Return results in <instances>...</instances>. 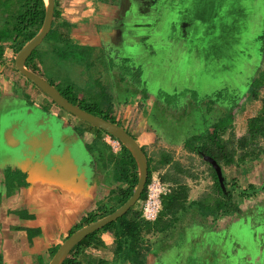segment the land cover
<instances>
[{
  "label": "crops",
  "instance_id": "crops-1",
  "mask_svg": "<svg viewBox=\"0 0 264 264\" xmlns=\"http://www.w3.org/2000/svg\"><path fill=\"white\" fill-rule=\"evenodd\" d=\"M170 1L178 3L179 14L183 16L182 25L173 24L174 31L178 32L182 26V34H184L182 42L187 43L193 38L192 33L195 27L193 21L198 23L208 20L206 10L203 12L204 9L201 8V5L196 14L198 18L189 19L186 16L189 10L184 9L188 0H55V6L62 12V22L70 24L72 44L85 50L102 47L105 49V45L109 47V55L112 47H115L114 52H122L123 59L127 55L132 56L133 51L126 46V41L123 38L126 26L122 27L120 20L129 19V26L126 29L129 31L131 41H141L147 46V41L154 38L151 33L152 28L157 23H164L166 19L164 8ZM206 1L200 0V3ZM132 5L136 7L134 14H132ZM133 28L138 31L144 28L145 34L132 32ZM160 36L161 34H158L156 38L159 39ZM45 42L44 40L42 44ZM120 45H123V50ZM39 47L37 49H40ZM153 51L147 55L143 62L149 60L151 55L156 52L158 54L161 52V50ZM13 52L14 50H8L4 63L0 65V118L6 113L23 107H35L56 115L64 122L65 126L71 128L72 131L68 132L67 137L69 139L81 138L92 155L90 162L85 161V164L79 159H71L69 163L63 165L59 159H55L53 161L56 165H52L46 159L43 164L47 170L45 174L49 181L40 179L31 183L29 175L24 173L21 168L25 167L28 168L27 170L36 171L37 162L32 165L31 161L38 157V153L47 152L50 143H39L40 141L36 142L35 139L29 141L28 147H25L27 154L24 156L15 153L14 149L0 147V264H50L61 245L71 235L87 226L85 219L90 214L99 213V207L108 204L111 195L125 187V184L117 181L114 162H111L110 159L97 158L95 127L64 111L41 89L28 81L18 71L16 67L18 53L13 55ZM9 55H13V59H8ZM154 78L155 83L157 77L154 76ZM133 84L128 83V86ZM139 90L142 92L141 87ZM159 91L157 94L153 92V95H149L150 98L140 97L138 100L139 102L141 99L149 102L156 97L159 99ZM77 95L80 100H84L80 94L77 93ZM128 99L124 98L117 104H111L118 115V120L124 123L125 129L136 135L137 142L150 157L152 151H157L158 137L154 130L148 128L149 125L140 131L129 128V123L126 124V118L122 119V114H126V111L130 114L133 112L131 107L135 108V100H131L129 103L131 106L125 110L124 106ZM162 105L165 106L163 102ZM110 140L108 135L103 136V142L109 146H111ZM10 144L18 145L13 142ZM182 150L190 159L174 160L180 162L185 169L191 172L189 176L181 175L185 185L190 189L189 201L185 208L176 211L171 216L174 220L173 226L149 235L147 237L149 251L140 253L134 259L128 258V260H126L127 250H118L114 232H105L101 235L100 241L94 240L93 245L85 250L81 256L82 261L87 264H97L101 260L108 264H188V260L197 257L201 264H218L219 256L223 254L222 258L226 259L221 264H239V252L237 251L242 248L238 244L242 243L243 239L234 236L233 233L240 227L238 223L242 220L234 219L237 215H225L221 216L212 228L204 227L203 224L198 225V221L193 219L195 214H192L194 211L192 205H195L196 194L210 190L213 193L212 196H216L210 169L212 166L209 163L206 164L208 167L196 166L195 163L199 159H191V157L195 158L197 155L190 153L185 149V146ZM165 151L172 153L168 150ZM172 154L176 158L177 153ZM60 163L61 170H56ZM192 165L194 166L192 167ZM120 171L123 169L120 168ZM157 172L162 175L176 174L170 166ZM213 204L210 203V206ZM213 220L212 217H207L208 222L212 223ZM180 234H183V239L179 238ZM211 234L218 238L216 240L218 245L213 250L206 249L203 243L204 237L206 235L210 237ZM228 244L238 246L239 249L236 251V248L233 249L231 246L228 251ZM203 255H206V259H203ZM240 257L243 258V255L241 254ZM233 258H236V262ZM209 261L210 263H208Z\"/></svg>",
  "mask_w": 264,
  "mask_h": 264
},
{
  "label": "rangeland",
  "instance_id": "rangeland-1",
  "mask_svg": "<svg viewBox=\"0 0 264 264\" xmlns=\"http://www.w3.org/2000/svg\"><path fill=\"white\" fill-rule=\"evenodd\" d=\"M186 3L184 9L189 10L186 14L189 19L198 17L196 14L200 5L208 15V20L199 22L200 27L194 30L193 38L187 43L182 42V26L178 32L174 31L173 24L182 25L183 16L179 14L178 3L170 1L164 8V23H157L152 28L154 38L147 41V46L141 41H131L129 32H124L123 38L126 46L133 51L132 56L127 55L120 62V58H110L109 47L105 45V49L85 50L68 43L57 49L54 43L46 41L38 49L41 72L46 80L55 83L61 90L69 91L71 86L84 98L85 105L98 104L101 110H104V103L117 104L119 100L129 98L124 106L126 110L134 99L133 112H122V119L126 118L129 128L137 131L149 125L148 128L154 130L158 137L157 151L176 152V159L182 161L190 159L182 148L193 143L206 130L213 133V126L227 117L229 109L235 117L234 133L240 138L246 133L248 120L260 114L263 107L262 100L252 102L244 94L257 77L258 67L264 59L259 39L264 32V0H207L204 3L188 0ZM131 30L145 34L144 28ZM158 34H161L159 39L156 38ZM116 41L119 42L118 39ZM112 49L117 55L115 47ZM153 50L161 52L143 62ZM154 76L157 77L153 85L157 87L154 93L157 94L161 88L159 98L164 97L167 105L172 104L168 110L164 108L168 106H163L155 96L149 102L142 99L139 102L140 97L150 98L147 86L154 83ZM128 83L134 84L128 86ZM206 95H210L209 101L205 99ZM210 100L215 101L214 105ZM192 157L199 159L196 166L208 167L200 157ZM217 157L229 183L228 188L232 189L235 181L245 190H249L251 184L250 196H256L252 201H241L239 206L246 213L234 218L242 220L233 233L243 239L238 244L242 250L237 251L238 246L228 244V251L231 246L236 248L239 264H264V154L258 160L245 159V163L230 167ZM211 192L197 193L195 205H192V214L196 215L193 219L207 228L212 224L207 221L206 215L213 214L210 205L205 207L202 203L215 201L216 197ZM256 203L259 209L249 215L248 209ZM183 237V234L179 235L180 239ZM210 237L206 235L203 243L206 249L213 250L218 245V238L212 234ZM222 257L224 255L220 254L218 264L225 261L226 258ZM233 260L236 262V258ZM187 263L201 264V261L195 257Z\"/></svg>",
  "mask_w": 264,
  "mask_h": 264
},
{
  "label": "trees",
  "instance_id": "trees-1",
  "mask_svg": "<svg viewBox=\"0 0 264 264\" xmlns=\"http://www.w3.org/2000/svg\"><path fill=\"white\" fill-rule=\"evenodd\" d=\"M61 13L60 9L56 8L52 31L45 39V41H49V44L54 43L55 48L57 49H62L61 46L63 44L71 43L69 30L70 24L68 22H62ZM45 17L46 4L44 0H0V65L4 63L5 54L8 50H14V53L16 54L19 53L24 44L28 43L39 34L43 28ZM259 39L262 43L261 52L264 57V32ZM38 52V49L33 52L27 61V67L44 78L38 60ZM50 83L57 87L62 95L74 105H77L93 115L102 117L105 120L124 128V123L118 120V115H116L117 113L112 104L104 103V110H101L98 104L85 105L84 100H80L78 98V95L74 91L73 87L70 86L69 91L61 90L55 83ZM227 91H230L229 88H227ZM263 91L264 59L260 67H258L257 77L250 85H248L247 93L244 94L247 100L252 102L262 100L263 102L260 114L248 120L245 135L240 138H237L235 135L234 115L232 114V110L229 109L227 117L213 126V133L206 130L199 137H196L193 143L185 145V149H187L190 153L199 156L202 161H204L203 156H210L219 161L217 157L219 156L223 164L227 167L243 164L245 163V159L258 160L261 155L264 154ZM205 97L204 98L209 101L210 95H206ZM159 99H162V102L166 104L164 97ZM210 101L212 102L211 105H214L215 101ZM235 103L236 99L233 104ZM167 106L168 107H164L166 110H168L167 108H170L172 104ZM128 132L136 139V135L132 134L129 130ZM95 134H97L95 143V154L97 158L110 159L111 162L115 163L116 179L118 182L125 184V187L114 192L108 200V204L101 206L99 213L90 214L85 219L86 225L94 223L121 208L133 196L139 183L137 164L131 152L122 145L121 153L119 155H115L111 146L103 142L104 135H111L96 127ZM227 136H229L228 139L226 138ZM111 137L116 140L113 136ZM145 154L149 163V179L138 204L116 222L107 225L103 229L84 239L75 247L70 257L64 264H87L82 261V254L87 248L93 245L94 240L100 241L101 235L108 231L114 232L118 250H127L128 256L126 260H128V258L134 259L140 253L149 251V247L147 245V237L149 235L173 226L174 220L171 216L176 211L185 208V205L189 201L190 189L187 185H185L183 176L181 175L189 176L191 172L190 170L185 169L180 162L174 160L176 159L174 154L168 153L165 150H154L152 151L150 157L146 152ZM204 163L208 164V162L205 161ZM167 166H170L171 169L175 170L176 174L172 175L171 173H168L167 175H162L157 172L165 169ZM120 168L123 169V171H120ZM210 169L214 180L213 187L216 199L213 202L214 204L210 207V203L208 201H203L202 204L205 205V207H209L210 211H212V216L210 214L206 216L214 219L211 223V226L213 227L221 216H241L244 209L239 206L240 202H246L248 200L252 201L256 198V196L254 194L250 196L249 193V190L252 189L253 185L250 184L249 190H245L244 188H241L236 181L233 183L232 189L228 188L229 183L226 181V190L224 191L215 170L213 167H210ZM155 173H159L162 182L172 186V191L169 195L163 197V210L157 221L149 222L143 217L142 207L148 195L147 186L150 182L151 176ZM168 182H171L172 184ZM256 209H259L257 203L253 205V207L251 206L247 213L251 215V213H254L253 211ZM202 212L206 213L205 211ZM97 264L108 263L101 260Z\"/></svg>",
  "mask_w": 264,
  "mask_h": 264
},
{
  "label": "water",
  "instance_id": "water-1",
  "mask_svg": "<svg viewBox=\"0 0 264 264\" xmlns=\"http://www.w3.org/2000/svg\"><path fill=\"white\" fill-rule=\"evenodd\" d=\"M46 4V17L43 28L39 34L23 46L21 51L16 56V67L18 71L32 84L41 89L52 101L72 116L101 129L114 138H116L123 146H125L134 157L137 168L139 183L129 201L114 213L91 223L76 233L71 235L58 249L50 264H64L70 257L71 252L84 239L88 238L93 233L103 229L107 225L116 222L118 219L126 215L137 203L140 201L148 179H149V163L143 148L139 145L137 140L123 127L105 120L102 117L93 115L77 105L71 103L65 96L62 95L57 87L53 86L49 81L39 74L30 70L26 63L33 52L44 42L46 37L50 34L53 28L55 17V0H44ZM71 129V128H70ZM69 127L65 126L64 122L56 115L49 114L46 111L32 107H23L18 110L4 114L0 118V147H7L14 149L15 153L20 156L27 154L25 147H28L29 141L39 143H50L47 152L38 153L32 162V165L37 162L36 171L27 170L25 167L21 168L24 173L30 177V182L34 183L36 180H48L45 174L47 170L44 168V160L49 164L56 165L53 160L59 159L65 165L72 159H79L80 162H90L92 155L88 152L83 140L81 138L67 137L68 132H71ZM9 134V135H8ZM18 144L13 146L10 143ZM85 157V158H84ZM203 159L208 162L215 170L218 180L223 188L225 186V176L223 169L218 161L210 156H203ZM43 161V162H42ZM86 161V162H85ZM28 162V159H26ZM25 162V163H26ZM56 170H61V163L57 165ZM49 171V170H48ZM38 176H37V175ZM37 176V177H36ZM245 212V211H244Z\"/></svg>",
  "mask_w": 264,
  "mask_h": 264
},
{
  "label": "built area",
  "instance_id": "built-area-1",
  "mask_svg": "<svg viewBox=\"0 0 264 264\" xmlns=\"http://www.w3.org/2000/svg\"><path fill=\"white\" fill-rule=\"evenodd\" d=\"M13 55H9L8 59H13ZM110 142L115 151H118L121 148L118 142ZM147 191V199L144 201L142 207L143 217L146 221L156 222L163 210V197L171 193L172 186L162 182L159 173H155L151 176Z\"/></svg>",
  "mask_w": 264,
  "mask_h": 264
},
{
  "label": "flooded vegetation",
  "instance_id": "flooded-vegetation-1",
  "mask_svg": "<svg viewBox=\"0 0 264 264\" xmlns=\"http://www.w3.org/2000/svg\"><path fill=\"white\" fill-rule=\"evenodd\" d=\"M132 8H133V13L132 14H134V10L136 9V7L134 6V5H132L131 6ZM138 13V12H137ZM132 14H130V16H132ZM207 15V14H206ZM198 18V17H197ZM206 18H208V15H207V17ZM120 20V19H119ZM120 24H121V26L123 27L124 25L126 26L125 27V31L124 32H129L126 28L129 26V19H122V20H120ZM193 22H196L195 23V27H194V30H196V29H198V25H199V22L197 23V21H193ZM121 46V49L123 48V45H120ZM123 50V49H122ZM110 58L112 57L113 58V56H115V58H114V60H117V58L119 59V58H122V52H120V51H118V53H117V55H115V53H113V49H112V51H110ZM118 54H120V56H118ZM158 54V52H156L155 54H153V55H157ZM121 62V61H120ZM123 63V62H122ZM121 63V64H122ZM153 85H155V83H152V84H150L149 83V85L147 86V88H148V94L151 96V95H153V92L156 90V88H155V86H153ZM236 100H237V98H236ZM164 105H166L165 103H164ZM145 152V151H144ZM99 209H100V207H99Z\"/></svg>",
  "mask_w": 264,
  "mask_h": 264
},
{
  "label": "clouds",
  "instance_id": "clouds-1",
  "mask_svg": "<svg viewBox=\"0 0 264 264\" xmlns=\"http://www.w3.org/2000/svg\"><path fill=\"white\" fill-rule=\"evenodd\" d=\"M127 130V129H126ZM128 131V130H127ZM110 137V141H112V142H118L119 144H120V146H121V148L118 150V151H115L114 150V147H113V145H112V143L110 144L111 145V147H112V149H113V152L116 154V155H119L120 153H121V150H122V144L116 139V140H114L111 136H109ZM224 173V172H223ZM138 204V203H137Z\"/></svg>",
  "mask_w": 264,
  "mask_h": 264
}]
</instances>
